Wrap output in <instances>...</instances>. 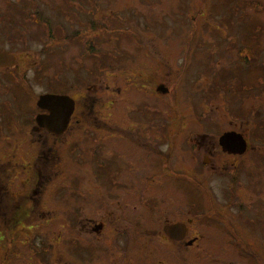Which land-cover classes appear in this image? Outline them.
<instances>
[{"label":"rangeland","instance_id":"374dc122","mask_svg":"<svg viewBox=\"0 0 264 264\" xmlns=\"http://www.w3.org/2000/svg\"><path fill=\"white\" fill-rule=\"evenodd\" d=\"M34 12L42 13L41 17ZM46 18L53 29L48 36L43 28ZM52 39L54 43H50ZM0 52L16 57L18 76L24 75L27 80L21 84L25 80L16 73L10 75L0 69V115L4 119H10L17 104L35 108L39 94H66L74 85L96 97L101 120L131 123L122 110H106L111 100H127L122 94L115 97L108 86L119 82L130 104L137 93L135 76L141 68H148L146 61L157 59L161 65H169L166 81L161 83L171 91L168 99L178 92L181 103L176 109L184 110L181 93H187L185 110H191L189 103L194 102L197 107L193 110L202 112V118L194 121L191 115V123L204 125L194 123L192 132L218 137L232 130L252 145L240 163L242 184L239 188L228 185L229 173L222 174L214 162L210 164L212 170H202L198 165L202 156L193 154L189 209L176 195L175 205L168 201L170 210L161 206L158 218H154L141 208L139 199L156 191V181L167 187V183L162 184L166 181L162 175L149 173L138 179L135 170L148 168L132 161L123 178L103 179L108 189L117 185L119 197L111 202L120 207H102L103 191H91L101 188V183L88 179L83 170L80 186L83 192H88L87 188L95 192L90 196L96 201L80 204L79 236L89 240L91 224L104 219L110 235L126 234L129 249L123 264H137V259L142 264H264V0H0ZM244 54H251V59ZM105 65H111V72L103 70ZM17 82L22 90L16 88ZM93 84L97 93L81 88ZM29 86L33 92L27 90ZM21 96H25V102ZM167 106L162 100L156 105L160 116L170 114ZM111 115L115 120H110ZM163 121L169 120L162 117L160 122ZM4 122L5 128H11L10 120ZM17 133L14 136L0 128V159L17 164L1 165V178L12 176L14 169L26 179L34 169L29 164L40 149L37 155L50 151L51 161L54 158L59 163L56 168L52 164L44 169L57 172L50 177L59 178L54 182L44 173L45 184L53 181L63 187L79 186V179H73L79 170L73 164L75 155L69 152L76 145L89 143L79 142L69 134L64 140L70 143L65 155L62 146L67 145L63 143L43 147L46 135L41 139L37 129L24 128ZM210 138L207 137L208 145L212 144ZM163 147L160 142V151ZM82 154L87 155V151ZM177 189L171 185V192ZM66 214L61 212L63 222L52 229L62 239L61 254L77 236ZM170 220L186 222L191 239L197 237L198 241L190 247L165 241L160 231ZM157 227L159 237L153 231Z\"/></svg>","mask_w":264,"mask_h":264},{"label":"flooded vegetation","instance_id":"af4514ba","mask_svg":"<svg viewBox=\"0 0 264 264\" xmlns=\"http://www.w3.org/2000/svg\"><path fill=\"white\" fill-rule=\"evenodd\" d=\"M146 62L147 65L145 66L148 68H141L135 76L137 89L135 101L131 98L132 101L128 104V93L123 91V87L119 82L116 83V86H108L109 89H112L111 93L115 94V97L122 94L127 97V100L124 103L121 98L116 101L111 100L108 102L109 106L106 110H114V112L122 110L129 115L131 123H109L106 118L101 120L98 113L102 110L98 107L99 102L96 97L88 96L85 91L74 85L68 88L69 93L66 94H54L45 91L38 95L39 98L46 94L66 97L67 99L64 98L59 102L61 106L39 107L38 98L37 107L35 108H31V106L24 108L17 104L18 108L13 111V114L8 110L11 114L10 119H4L0 115V128L5 133L11 132L15 136L18 134L17 131H22L24 128L37 129L41 134V139L46 135L43 147L49 143L53 147L57 146L59 142L60 144L63 143L67 145L62 146L65 147V155L69 152L70 143L64 142V140L69 134L77 138L79 142L89 143L88 147L85 144H82L83 147L76 145L69 152V154L75 155L73 164L76 169H79L76 170L77 175L73 178L79 179L78 187L73 188V184L72 187H63L53 183V181L57 182L59 178L50 176L52 173L56 174L57 172H45L44 169L52 167V164L54 168L58 167V160L53 158V161H51L50 151H43V155L39 153L37 155L40 149L36 152L33 163L29 164V167H34V169L29 171V176L26 179L20 177V172L17 174L14 169L13 175L9 178L3 179L0 177V264H61V259L64 260L62 264H123L129 249L126 234L117 232L110 235L108 225L104 219L91 224L88 233L91 236L89 240H83L79 236L80 204L88 205L96 201L94 197L90 196L91 194L95 195V192H90L89 188H87L88 192H83L84 187L80 186V174L83 173V170L88 179L101 183V188L95 187L91 191H103L104 196L102 198L104 201L102 200V207L110 205L120 207L117 203L111 202V200L116 201V196L119 197L116 194L117 185L108 189L105 187L103 179H107V176H110L109 180L123 178L126 168L131 166L132 161L148 168L146 171L140 167L135 170V176L138 179L143 178V175L147 176L149 173L153 176L156 172L162 175L166 178V181L162 184L167 183V187H161V183L158 184L156 181V191H152L149 194L150 197L139 199L143 204L141 208L147 210L148 213L150 212L154 218H158L157 210L160 211L161 206L163 209L170 210L168 209L170 207L168 201L174 204L176 195L181 196V200L184 201V208L189 209L191 204L189 201L192 177L191 157L193 154H196L199 158L202 156V160L198 164L201 169L203 167L212 170L210 164L214 162V165L219 168L222 174L229 173L228 185L235 184L237 188L240 187L243 182L240 179V163L251 150L252 145L250 142L245 139L247 149L243 154L229 153L224 150L221 144V137L227 131L218 137L215 134L192 132L194 123L198 126H201L202 123H191L190 117L193 115V121L202 118V112L193 110L197 107L194 102L189 103L191 110H185L188 106L186 99L189 96L187 93L184 96L181 92L184 110L176 109V106L179 108L181 103L178 92L174 98L168 99L171 91L168 87L163 86L164 84H161L166 81V68L169 65H161V62L157 59L147 60ZM17 66V60L15 59L13 66H0V69L10 73V75L16 73V76H18L20 70ZM105 66L103 70L111 72L109 71L111 68H108L111 65ZM170 70L172 69L170 68ZM170 70H167L168 74H171ZM90 74H93V71H90ZM18 77L25 80H19L21 84L27 82L24 75ZM9 81L7 80V83ZM20 83L17 82L16 88L22 90L19 87ZM2 84L3 81L0 80V86ZM81 88H86L94 93L98 91L94 84L93 86ZM27 90L33 92L30 86ZM21 97L25 102L23 99L25 96ZM161 100L163 104L168 105L167 108L170 109V114L167 115L165 112L164 116H160V109L156 105ZM133 103L135 105H132ZM191 103L193 107H191ZM173 113L176 116H173ZM48 116H50V122L43 124V119ZM64 116L65 120L69 116L66 127L59 128L56 131V127L63 124L59 122L62 118L64 119ZM38 117L42 119V124L38 123ZM162 117L169 121L160 122ZM110 118V120H115L112 115ZM4 120H10L11 128H5L6 123ZM228 132L236 131L231 130ZM49 137L53 139V142ZM207 137H211L212 144H207ZM160 142L165 147L161 151L159 149ZM27 145H30L28 141ZM109 147L112 148L111 152H109ZM83 151H87V155H83ZM158 156L162 159H158ZM128 157L130 161L127 160ZM217 158H220V161L217 162ZM68 159H72V156ZM10 162L12 161L3 163L0 159V166L6 163L10 165ZM87 168L88 170L85 172ZM197 171L199 170L197 169ZM44 173V177L53 179L51 183L45 184L43 181ZM171 185L178 189L171 192ZM61 212L67 213L66 218L71 221L77 232V236L72 238V243L66 247L67 252L65 254H61L59 249L62 239L59 235L57 236L55 230H52L57 223L63 222V216L59 218ZM145 221L149 222L148 219H145ZM141 222L143 223L142 220ZM152 223L154 222L152 221ZM177 224L184 225V227L180 226L182 235L169 236L166 228ZM188 227L187 223L182 220H170L163 225L160 236L172 244H185L190 247L198 239L197 237L191 239ZM153 231L154 235L159 237L158 227ZM142 262L139 259L136 260L137 264H142Z\"/></svg>","mask_w":264,"mask_h":264},{"label":"water","instance_id":"95a60500","mask_svg":"<svg viewBox=\"0 0 264 264\" xmlns=\"http://www.w3.org/2000/svg\"><path fill=\"white\" fill-rule=\"evenodd\" d=\"M15 59H16V57L14 55H11L7 52H0V66H10L11 67L14 65ZM64 98H66V97L46 94V95H43L40 97V100L38 101V106L39 107L43 106V108L48 107V106H53V107L61 106L60 105L61 103H59V102L61 100H63ZM65 116H64V119L62 118L59 122V123H63V124H59L58 127H56V131H58L59 128L62 129V128L66 127V124L68 123L69 116L66 120H65ZM49 118H50V116L43 119V124L50 122ZM37 121L39 124H42L41 123L42 119H40L39 117H38ZM221 144H222L224 150L226 152H229V153L243 154L247 149L246 140L243 138V136L241 134L236 133V132L225 133L221 137ZM180 226L184 227L183 224H177V225L167 227L166 228L167 234L171 237H173V235H175V234L182 235L180 232V228H181ZM184 233H185V231H184Z\"/></svg>","mask_w":264,"mask_h":264},{"label":"trees","instance_id":"16d2710c","mask_svg":"<svg viewBox=\"0 0 264 264\" xmlns=\"http://www.w3.org/2000/svg\"><path fill=\"white\" fill-rule=\"evenodd\" d=\"M33 15H37V17L40 18L42 13H37L36 14V12H34ZM46 20H47L46 21L47 24H44L43 28L45 29L46 35L48 36V35H51V32H52L51 30H53V29L51 28L52 22L48 18H46ZM72 35H74V34H72ZM50 41H51L50 43H54L55 42L53 39L50 40ZM90 47H91V45H88V50H89ZM244 55H246V54H244ZM246 57L250 60L252 55L250 56V55L247 54Z\"/></svg>","mask_w":264,"mask_h":264}]
</instances>
